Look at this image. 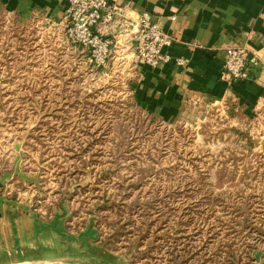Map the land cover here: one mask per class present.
Segmentation results:
<instances>
[{
	"label": "rangeland",
	"instance_id": "1",
	"mask_svg": "<svg viewBox=\"0 0 264 264\" xmlns=\"http://www.w3.org/2000/svg\"><path fill=\"white\" fill-rule=\"evenodd\" d=\"M51 27L0 5V264H264V124L161 120Z\"/></svg>",
	"mask_w": 264,
	"mask_h": 264
},
{
	"label": "crops",
	"instance_id": "2",
	"mask_svg": "<svg viewBox=\"0 0 264 264\" xmlns=\"http://www.w3.org/2000/svg\"><path fill=\"white\" fill-rule=\"evenodd\" d=\"M110 1L123 6L130 16L147 11L174 37L167 50L174 57L187 58L185 65L172 61L152 67L135 63L123 43L114 46L108 72L127 81L133 103L161 120L178 121L198 118L208 107L233 101L234 108L245 119L263 126L264 85L260 67L251 66L246 79L229 81L223 65L226 47L231 43L247 46L264 61V0ZM0 5L21 22L34 20L59 29L68 0H0ZM66 42L75 53L83 48ZM21 220L26 222L25 217ZM34 248L30 246L21 254H34ZM8 254L20 252L0 253Z\"/></svg>",
	"mask_w": 264,
	"mask_h": 264
},
{
	"label": "built area",
	"instance_id": "3",
	"mask_svg": "<svg viewBox=\"0 0 264 264\" xmlns=\"http://www.w3.org/2000/svg\"><path fill=\"white\" fill-rule=\"evenodd\" d=\"M63 22L67 41L86 48L85 61L94 67L107 66L114 46L120 43L132 53L135 63L152 67L172 61L177 65L187 63V58L174 57L167 50L175 41L174 37L147 11L130 16L123 6L110 0H68ZM253 65L260 67L264 85V61L245 45L231 43L226 47L223 72L229 81L246 79Z\"/></svg>",
	"mask_w": 264,
	"mask_h": 264
},
{
	"label": "water",
	"instance_id": "4",
	"mask_svg": "<svg viewBox=\"0 0 264 264\" xmlns=\"http://www.w3.org/2000/svg\"><path fill=\"white\" fill-rule=\"evenodd\" d=\"M77 264H113L106 261H94V262H79Z\"/></svg>",
	"mask_w": 264,
	"mask_h": 264
},
{
	"label": "bare ground",
	"instance_id": "5",
	"mask_svg": "<svg viewBox=\"0 0 264 264\" xmlns=\"http://www.w3.org/2000/svg\"><path fill=\"white\" fill-rule=\"evenodd\" d=\"M31 262V261H29ZM13 264H25V263H13ZM28 264H44V263H28Z\"/></svg>",
	"mask_w": 264,
	"mask_h": 264
},
{
	"label": "trees",
	"instance_id": "6",
	"mask_svg": "<svg viewBox=\"0 0 264 264\" xmlns=\"http://www.w3.org/2000/svg\"><path fill=\"white\" fill-rule=\"evenodd\" d=\"M74 45H80L81 47H83L81 44H74ZM85 50H86V48H85ZM87 52H86V56L88 55V50H86ZM79 52V51H78Z\"/></svg>",
	"mask_w": 264,
	"mask_h": 264
}]
</instances>
